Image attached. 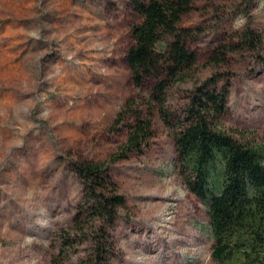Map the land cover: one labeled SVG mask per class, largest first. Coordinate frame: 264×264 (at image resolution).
<instances>
[{
  "label": "rangeland",
  "instance_id": "374dc122",
  "mask_svg": "<svg viewBox=\"0 0 264 264\" xmlns=\"http://www.w3.org/2000/svg\"><path fill=\"white\" fill-rule=\"evenodd\" d=\"M138 21L130 0H0V264H94L102 231L112 245L104 264H217L206 207L157 113L142 151L111 162L127 133L111 129L116 114L135 95L145 109L149 95L125 61ZM178 27L192 30L196 63L167 89L166 107L181 115L196 87L226 85L217 129L264 146V0H196ZM247 30L259 46L229 51ZM81 162L109 168L124 201L112 225L75 221Z\"/></svg>",
  "mask_w": 264,
  "mask_h": 264
},
{
  "label": "trees",
  "instance_id": "16d2710c",
  "mask_svg": "<svg viewBox=\"0 0 264 264\" xmlns=\"http://www.w3.org/2000/svg\"><path fill=\"white\" fill-rule=\"evenodd\" d=\"M196 0H130L139 21L130 26L132 45L125 61L135 88L150 85L148 98L135 95L116 114L111 129L126 128V142L111 162L139 153L153 135L151 117L172 133L176 165L188 191L206 207L212 238L211 258L217 264H264V146H248L217 129L227 110L228 87L217 89L207 80L196 87L181 115L166 107L167 89L191 77L196 53L187 45L192 30L178 27ZM250 30L229 51L257 48L260 38ZM102 163H75L82 183V202L75 221L89 216L112 225L124 206ZM109 192V193H108ZM182 215L189 213L181 211ZM93 241L91 263L104 264L111 242L105 231Z\"/></svg>",
  "mask_w": 264,
  "mask_h": 264
}]
</instances>
